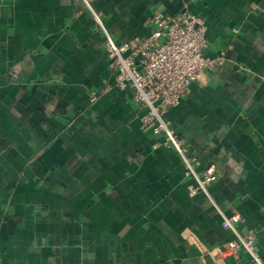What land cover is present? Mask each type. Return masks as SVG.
<instances>
[{"label":"crops","instance_id":"obj_1","mask_svg":"<svg viewBox=\"0 0 264 264\" xmlns=\"http://www.w3.org/2000/svg\"><path fill=\"white\" fill-rule=\"evenodd\" d=\"M88 1L117 43L156 9L205 17L204 54L228 62L165 118L216 179L193 194L175 149L153 148L85 0H0V264H253L215 249L234 237L218 207L264 257V0Z\"/></svg>","mask_w":264,"mask_h":264},{"label":"built area","instance_id":"obj_2","mask_svg":"<svg viewBox=\"0 0 264 264\" xmlns=\"http://www.w3.org/2000/svg\"><path fill=\"white\" fill-rule=\"evenodd\" d=\"M85 2L94 17L96 29L104 36L115 86L131 88L134 100L146 109L141 128L157 136L153 148H174L182 160L185 177L194 180L188 184L189 191L193 194L199 191L208 193V185L216 179L214 167L202 172L198 170V155L165 116L171 107L179 105L190 93L192 83L199 81L204 72H213L228 62L227 50H221L215 56L204 54L208 47L206 19L188 9L175 14L156 9L150 17L152 30L149 34L117 43L104 23L103 14L88 0ZM105 83L102 92H91V102L97 101L103 92L113 87L108 80ZM218 209L223 227L231 230L234 237L215 249L224 255L237 254L244 249L250 254L253 264H264V257L257 248L255 231L243 233L239 229L240 213L233 209L231 214H226Z\"/></svg>","mask_w":264,"mask_h":264}]
</instances>
